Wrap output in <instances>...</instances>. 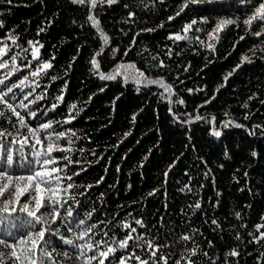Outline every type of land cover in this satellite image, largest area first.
Returning a JSON list of instances; mask_svg holds the SVG:
<instances>
[{
    "label": "trees",
    "instance_id": "trees-1",
    "mask_svg": "<svg viewBox=\"0 0 264 264\" xmlns=\"http://www.w3.org/2000/svg\"><path fill=\"white\" fill-rule=\"evenodd\" d=\"M261 2L0 0V264H264V21L244 23ZM28 39L44 45L39 61ZM101 47L100 71L120 66L115 81L91 68Z\"/></svg>",
    "mask_w": 264,
    "mask_h": 264
},
{
    "label": "snow or ice",
    "instance_id": "snow-or-ice-1",
    "mask_svg": "<svg viewBox=\"0 0 264 264\" xmlns=\"http://www.w3.org/2000/svg\"><path fill=\"white\" fill-rule=\"evenodd\" d=\"M73 3H79V4H85V3H88V0H72ZM103 2L107 3V4H113V3H116V0H103ZM193 2H195V0H193ZM241 2H245V0H241ZM247 2H251V0H247ZM96 7V0H91V8H95ZM127 7V6H126ZM184 7H187V5H183L182 8H181V11H183V8ZM133 14L132 13H129V17H131ZM180 15V12H177V16ZM169 19H173V17H170ZM253 19H258L260 21H264V2H261L259 4V7L255 10V14L249 18V19H246L244 20V23L245 24H248V25H251L252 24V21ZM87 20L91 22V25L92 27L96 28L97 30H99V21L96 20L94 18V16L92 15H88L87 16ZM204 22H207V21H204ZM197 24V20L196 19H192L190 21V23H186L184 25V32L187 33L189 30L192 29V27L194 25ZM231 25L233 24V20L232 19H227V20H221L218 24L215 25V27L211 30V32H209L208 34V37L209 39H214L215 37L213 36V33H218L220 30H222V25ZM4 26L2 25V23H0V29H2ZM261 27L264 28V24H261ZM44 29L41 27L40 29H38L37 31V35L40 34V32H42ZM197 32H200L201 29L197 28L196 29ZM10 30H7L5 31L4 35L7 36L9 34ZM264 33L260 32V31H257L255 33L256 36H260ZM14 35H18V34H13ZM175 39L176 41H180V40H187L188 37L187 35H184V36H181L179 34H176L174 37L173 36H169V39ZM4 39V36H0V40H3ZM100 39L103 43V45L107 46L109 44V37L103 33V31H100ZM197 40H200L201 43H203L204 41L201 40V38L199 36L196 37ZM243 39V37H242ZM135 42V40H133V43ZM12 43L15 44L16 43V40L14 38H12ZM28 46L31 47V59L32 60H36V61H39L40 60V49L43 48V44L38 41V40H33V39H28L27 42H26V46H25V51H28ZM209 48L212 47V45H208ZM104 49L103 47H101L100 51H98L93 57L92 59L90 60V64H91V68L94 70V74H98L99 76V79L102 80V81H115L117 79L118 76L121 75V70H120V66H116L115 68L112 69V71H109L107 73L105 72H102L100 71L101 69V64L100 62L96 59V56L98 55H101L103 53ZM113 53L117 52L118 49H113L112 50ZM4 55H7V52H6V46L5 47H0V56H4ZM125 56L127 55V52H125L124 54ZM54 59V56L52 57ZM11 59L15 62L16 60V56L13 55L11 57ZM245 59H247V57H245ZM31 64V61H29V66ZM6 66L5 63L3 62H0V67H4ZM241 65L238 64L237 65V68H239ZM53 67V64L50 62V61H46V62H40L37 67L35 68L34 71H32L31 75L33 77H37V76H40L41 74H46L47 70L51 69ZM159 67H164V63L163 61L160 62L159 64ZM236 69H233V71H235ZM141 75H143V73H141ZM129 81H132L134 83H136L138 86L143 83L145 85H153V84H159L161 88L164 89V91L166 93H171L172 89H171V86L170 85H167L165 84L164 80L163 79H160V80H152V79H146L144 81H141L135 73H126L125 76H124V82L127 83ZM101 91H103V88L101 89ZM137 91H139V87L137 88ZM191 91V90H189ZM11 99V98H9ZM56 99L60 100V101H63L64 97L63 95H59L56 97ZM171 103V101H170ZM179 103L180 104H184V100H179ZM245 107H247V105H244ZM53 109L55 107H57L56 104H52L51 106ZM77 108V105L75 103H73L69 109V112H71L72 110L76 109ZM169 111L171 112V108H169ZM245 118L247 119V116H245ZM74 119V117L72 116H69L65 121L64 123L65 124H68V123H71L72 120ZM133 120H135V116L132 117ZM196 120H200L202 119L201 116L197 115L195 117ZM213 120H215V117H213ZM229 122H225L224 123V127H228L229 126ZM45 126L46 127H51L52 125H49L48 122H44ZM235 127L237 128H240V127H244L243 125L237 123L235 124ZM257 128L261 127L260 125H256ZM59 133H65L64 131H60ZM212 135H214L215 137L219 138L221 136V131L219 130H216L215 128L212 129V132H211ZM251 134V133H250ZM126 136L127 135H130V133H126L125 134ZM13 143H15L16 141L13 140L12 141ZM72 143V140L71 138L69 139L68 138V144ZM23 145L25 146L26 144H28V139L27 137H25L23 140L20 141V145ZM34 145L37 146V145H41V139L39 138H35L34 139ZM6 146V145H5ZM5 151H6V147H5ZM7 153V152H6ZM251 155L253 157H255L257 155V153L255 151H253L251 153ZM13 159V157H12ZM145 159H147V157H145ZM8 160V156L6 154V161ZM52 164L50 163L47 167H48V170L50 172H53V168L54 167H50ZM4 170L3 169H0V172H3ZM55 174V172H53V175ZM0 188H3V184H0ZM8 189L4 190L2 194H0V197H4L3 200H0V201H6L8 199L7 196H5V192H7ZM31 192V188L29 189V192H25L18 201H16L15 205H14V208H15V211L17 210V205H19V208H20V205L23 204L21 203V200L22 198L25 196V195H29ZM9 195V193H8ZM26 203V202H24ZM48 205H47V199L44 198V199H41L40 201V212H36V213H33L34 216H39L41 214V209H45L47 208ZM195 207L196 208H199L200 207V204L197 203L195 204ZM13 208L11 206V208L9 207L5 213L11 215L13 212ZM237 216H239V213H237ZM213 224H216L217 221L213 220L212 221ZM59 225V224H57ZM261 227H264V225H261V224H257L255 226V229H256V232L259 233V236L258 237H254L255 240H261V239H264V232H260V228ZM46 235V234H45ZM250 236H253V233H249ZM37 248L39 249L40 248V245H37ZM203 254V253H202ZM230 255L231 256H237L238 255V252L233 250L230 252ZM44 264H49V262L47 260L44 261Z\"/></svg>",
    "mask_w": 264,
    "mask_h": 264
}]
</instances>
